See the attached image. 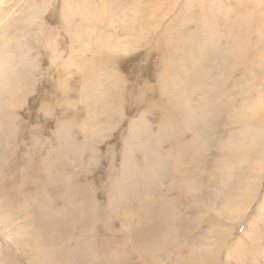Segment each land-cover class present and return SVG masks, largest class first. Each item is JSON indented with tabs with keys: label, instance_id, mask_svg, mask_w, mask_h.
I'll use <instances>...</instances> for the list:
<instances>
[{
	"label": "rangeland",
	"instance_id": "374dc122",
	"mask_svg": "<svg viewBox=\"0 0 264 264\" xmlns=\"http://www.w3.org/2000/svg\"><path fill=\"white\" fill-rule=\"evenodd\" d=\"M4 1L0 264H264V0Z\"/></svg>",
	"mask_w": 264,
	"mask_h": 264
},
{
	"label": "bare ground",
	"instance_id": "6f19581e",
	"mask_svg": "<svg viewBox=\"0 0 264 264\" xmlns=\"http://www.w3.org/2000/svg\"><path fill=\"white\" fill-rule=\"evenodd\" d=\"M136 1H139V0H136ZM5 2L6 1H1L0 0V25H3L4 23H7L8 22V19H9V17H11L12 15H11V12H9V6H1L2 5V3L3 4H5ZM131 2V1H130ZM133 2V1H132ZM148 2H149V0H148ZM133 4V3H132ZM135 4V3H134ZM137 4V3H136ZM140 4V3H139ZM142 5H145V4H143V3H141ZM148 4V6H151L150 4L151 3H147ZM156 4V3H155ZM34 5L35 4H33V3H29L27 6H26V8H25V14L24 15H26V16H24V18H23V23L24 24H26V25H29V27L32 25V24H34L35 22H36V20H35V17L37 18L38 16H36L37 14H35V12H38V11H35V12H31V10H33V8H35L34 7ZM146 6H144V8H145ZM156 7V6H155ZM133 8V7H132ZM135 8H136V5H135ZM138 9V8H137ZM134 10V9H133ZM144 10V9H143ZM146 10V9H145ZM144 10V11H145ZM137 11V10H136ZM150 11H151V9H150ZM252 11V10H251ZM146 12H147V10H146ZM132 13V12H131ZM134 13H135V11H134ZM145 13V12H144ZM154 13H156V12H154ZM138 14V13H137ZM143 14V13H142ZM142 14H138V15H142ZM151 14V13H150ZM153 14V13H152ZM151 14V15H152ZM132 15V14H131ZM133 16V15H132ZM12 18V17H11ZM153 18V17H152ZM38 19V18H37ZM145 19V18H144ZM146 19H148L147 17H146ZM141 21L142 19H140V17H139V19H138V21ZM133 21V20H132ZM1 22H2V24H1ZM134 22V21H133ZM146 22V21H145ZM139 23V22H138ZM137 23V24H138ZM147 23V22H146ZM145 23V24H146ZM151 23V22H150ZM136 24V25H137ZM133 26V25H132ZM138 26V25H137ZM136 26V27H137ZM23 27V26H22ZM124 27V26H123ZM126 28V27H125ZM21 29V28H20ZM95 29V28H94ZM131 29H133V28H131ZM23 30V29H22ZM123 30V29H122ZM24 31V30H23ZM94 30H91V32H93ZM99 31H101V32H104V30H99ZM120 31V30H119ZM115 32H116V30H115ZM124 32H125V29H124ZM116 37V36H115ZM114 39V38H113ZM87 52V51H86ZM90 52V51H89ZM83 53H84V51H83ZM194 67V66H193ZM193 67H191L192 69H193ZM190 68V69H191ZM184 69V68H183ZM182 70V69H181ZM188 70V69H187ZM189 73V72H188ZM188 76H189V74H188ZM189 78V77H188ZM179 80V79H178ZM187 84V83H186ZM185 84V85H186ZM189 86V85H188ZM210 86V85H209ZM190 87V86H189ZM192 87V86H191ZM214 91V90H213ZM202 93V92H201ZM258 101L256 100V105L257 106H261L260 104H259V102L257 103ZM264 106V105H263ZM256 107V106H255ZM253 108V107H252ZM252 108H247L246 109V113H247V118H246V125H247V128H246V130H245V134H246V136H251L250 138H246V140H240L239 142H241V143H243V144H245V146H246V148L247 149H249V148H251L252 146H254L256 143H258V145H261L262 146V150H261V152H260V157L259 158H261L262 156H264V143L263 142H261V140L263 139L264 140V135L263 136H260L262 133L264 134V132H263V130H264V128L262 129V127L261 128H258V130H256V129H254V130H252V125H251V121L253 120L252 119V116H254L255 115V112L256 111H258V110H254V112H252L251 113V110H252ZM251 114V115H250ZM103 128H105V127H103ZM249 129H251L252 130V132L249 130ZM256 135H258V138L256 139ZM260 136V137H259ZM258 140V141H257ZM257 145V144H256ZM258 169L260 170V171H264V159H263V161H262V166H260V167H258ZM258 170V171H259ZM187 180H191V179H187ZM186 180V181H187ZM188 182V181H187ZM191 182V181H190ZM193 182H191V184H192ZM181 184V183H180ZM181 185H187V183L185 182L184 184L182 183ZM189 186V185H188ZM187 186V187H188ZM183 187H185V186H183ZM187 187L185 188V189H187ZM193 187V186H192ZM189 189V188H188ZM191 189V188H190ZM251 196L252 195H250V197H249V200H247L245 203H244V205L240 208V209H238L239 210V212L241 211V212H245V211H247L248 210V206H249V202H250V198H251ZM253 199V198H252ZM258 200V199H257ZM262 205H263V203H262ZM258 208V207H257ZM240 215V214H239ZM238 215V216H239ZM236 216V215H235ZM237 218V217H236ZM248 223V222H247ZM250 225V224H249ZM248 225V226H249Z\"/></svg>",
	"mask_w": 264,
	"mask_h": 264
}]
</instances>
